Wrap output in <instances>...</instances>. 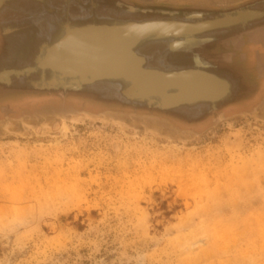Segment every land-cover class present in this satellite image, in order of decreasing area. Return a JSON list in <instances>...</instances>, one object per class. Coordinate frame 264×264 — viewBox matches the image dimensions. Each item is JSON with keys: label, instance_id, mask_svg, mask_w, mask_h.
Masks as SVG:
<instances>
[{"label": "rangeland", "instance_id": "1", "mask_svg": "<svg viewBox=\"0 0 264 264\" xmlns=\"http://www.w3.org/2000/svg\"><path fill=\"white\" fill-rule=\"evenodd\" d=\"M117 1L10 0L0 9L8 19L0 22V264H264V16L197 36L244 32L241 50L229 40L234 59L210 71L231 83L215 106L164 110L125 99L116 82L64 91L42 84L48 72L6 73L31 63L49 37L41 17L60 24L48 46L67 22L206 16L130 12ZM129 1L230 10L255 0ZM24 27L26 45L9 31ZM168 41L138 48L146 67L191 68L190 53L170 51ZM108 111L159 116L182 134L100 115Z\"/></svg>", "mask_w": 264, "mask_h": 264}, {"label": "bare ground", "instance_id": "2", "mask_svg": "<svg viewBox=\"0 0 264 264\" xmlns=\"http://www.w3.org/2000/svg\"><path fill=\"white\" fill-rule=\"evenodd\" d=\"M2 2L3 0H0V5ZM263 15L264 12L260 10H238L235 14L227 13L223 18L198 22H185L170 19L168 21L148 20L143 22L113 21L107 23V25L98 26L97 23H94V25L80 28H74L71 23H65L62 29L63 34L54 40L53 44L43 46L41 51L42 54H39L35 60V64L37 63L36 66H26L11 71L6 69L4 71H8L6 73L10 72L12 74L14 72H31L34 68L39 66L42 72L46 73L49 71L46 68L49 67L50 73L53 76L49 80H46V78L42 80L45 86L52 89L65 85L67 89L70 88L73 90L83 87V82H88L92 79L123 76L122 80L125 85L121 91L125 97L147 101L160 108L183 102H194L199 99L214 101L231 91V83L227 79L203 67L176 70L178 72L175 71L170 74V77H165L166 75H162L161 73H166V71L159 73L157 71L160 70L143 66V62L146 61V58L138 54V52L133 49V46L136 44V41L150 34L165 37L173 35L172 37L174 38H170L168 41L169 46L175 49L188 50V53L192 54L194 62L201 65L202 58H204V60L209 58L201 49L209 46L211 40L210 38L193 37L191 33L221 27L227 28L237 26L238 24L245 23L251 18L261 17ZM115 22L121 24L113 25L112 23ZM188 33L189 35H187ZM179 35H183V38H176ZM100 37L108 39L117 37L120 40L126 37V46L123 48L126 51V55L121 56L122 61L120 62L124 64L122 65L123 67L119 66L114 68L112 60H109L108 64H105L101 62L102 59H97L98 53H87L89 48H94V42ZM237 37H241V34L226 37L225 39L226 41L236 40ZM122 53L123 50L120 49V54ZM82 55L84 57H82ZM83 58L85 61H94L92 63L93 65L98 61L99 67L89 71H82L83 68L80 60H83ZM205 63L207 66H212L211 63L213 62ZM56 70L61 73H56ZM155 70L157 71L154 72ZM70 71L76 72L78 76H73L72 80H68L67 78L69 77L65 75L68 73L71 74ZM159 80L164 81L165 85H160ZM182 81L187 84L191 82L194 83L189 84L187 87H183V85H180ZM173 86H180L181 91H168V89ZM154 124L155 123H153V125Z\"/></svg>", "mask_w": 264, "mask_h": 264}, {"label": "water", "instance_id": "3", "mask_svg": "<svg viewBox=\"0 0 264 264\" xmlns=\"http://www.w3.org/2000/svg\"><path fill=\"white\" fill-rule=\"evenodd\" d=\"M7 1H10V0H3L2 4L0 5V9L3 7V5ZM117 3H118L119 6H126L127 9L130 12H136V11L159 12V13H167L169 15H173L175 13L182 12L184 14V17L187 18V19H189V18H200L205 13L204 9H196L194 14H190L191 13V8H188V7H185L183 9H174L171 6H166V5H161V6L141 5V4H138V3H133V2H131L129 0H118ZM261 17L251 18V19H249L248 21H246L243 24H246L248 22L254 21L256 19H260ZM116 22H123V21H116ZM116 22L112 23V24L113 25L121 24V23H116ZM125 24H126V22H125ZM90 25H94V24L84 25V27H87V26H90ZM97 25L100 26V25H105V24L101 23V24H97ZM73 26H74V28L83 27V26H75V25H73ZM127 27H129V26H127ZM221 28H223V27H221ZM215 29H218V28H215ZM211 30H214V29H211ZM211 30H204V31H201V32H194V33H191V36H193V37L196 36L197 37L198 35L206 33V32L211 31ZM62 34H63V32H62ZM187 35H189V33ZM172 36L165 37V36H161V35H155V34L152 35V34H150V35L142 37L141 39L136 41V44L133 46V49L136 52H138V54H140L142 56H145L146 61L143 62V66L146 67V64H147V61H148V57L146 55L142 54L141 52H139L138 48L140 46H145V44L150 43V42L153 43V42H160V41H168L170 38H174ZM117 37H119V36H117ZM117 37H112L110 39L102 38V37L97 38L98 40H96V42H94L95 43L94 48H89V51H87V53H89V54L90 53H93V54L98 53L97 59L98 60L102 59L101 62H104L105 64H108L109 60H112L113 64H114V68L124 65L123 63H120V62L122 61L121 56L122 55H126V51L123 48H124V46H126V40L127 39H126V37H124V38H121V40H120ZM176 38H183V35H179ZM120 49L123 50L122 54H120ZM169 49L172 52H185V53H188V50L175 49V48H172L171 46H169ZM82 57H84V56L82 55ZM80 61H81V66L83 68L82 71H89V70H93L94 68H98L99 67V64H98L97 60H96L97 62L95 61L96 63H94V65L92 64L94 61H85L84 58H83V60H80ZM194 63H195L196 67H204V65H200V64L198 65L197 62H194ZM36 64H35V66H36ZM46 69L49 70L47 72L50 73V68L47 67ZM156 71L157 70H155L154 72H156ZM38 72H42V70H41V68L39 66L37 68H34V70H32L31 72H27V71H25L23 73L14 72L13 74L15 76H17V77H20V76H30V75L36 74ZM55 72L56 73H61L58 70H56ZM157 72L161 73L162 71H157ZM174 72L175 71H172V72L166 71V73L163 72L161 74L162 75H166L165 77H167V76L170 77L171 76L170 74L174 73ZM176 72H178V71H176ZM43 73L46 74L45 72H43ZM70 73L71 74L68 73L67 75H65V76L69 77V78H67L68 80H72L73 76H78V74L76 72L70 71ZM179 74H181V73H179ZM52 76L53 75L51 74V77ZM122 78H123V76L111 77V78H108V77L96 78V79H92L91 81H88V82H83L84 84L82 86H84V85H92V84H96V83H102V84H107V85H110V86H114V85L109 84V83L110 82H116V83H120L124 87L125 83L122 80ZM159 83H160V85H165L164 81H162V80H159ZM191 83H194V82H191ZM191 83L187 84L186 82L182 81L180 83V85H183V87H187ZM201 83H202V81H201ZM42 84H44V83L42 82ZM117 86H119V85L117 84ZM202 86H204V85H202ZM62 87H63L64 91L70 89V88L67 89L65 85L62 86ZM79 88H81V87H79ZM169 90L178 92V91H181V87L180 86H173V87H170L168 89V91ZM229 94H230V91L227 94L221 96L220 98L215 99L214 101H211V100H208V99H199V100H196L194 102H183V103L175 104V105H172V106L163 107L161 109L168 110V109H173V108H177V107H181V106H193V105H197V104H200V103H212L213 106H215V104L217 102L225 99ZM121 95L125 99L130 100V101L148 103L147 101H140V100H135V99H130L128 97H125L123 95L122 91H121ZM148 105H150V106L152 105L154 108H160V107H158L156 105H153V104H149L148 103ZM100 115L110 116V117H113V118L121 120V121H128V122H130L131 127L141 128L142 126H146L147 130L155 132V133H163V134H165V133L169 132L171 134H176V133H181L182 134V131L180 129L176 128L170 121H168V120H166V119H164L162 117H159V116H148V115L144 116V115L125 113V112H116V111L103 112ZM153 123H155V124L153 125Z\"/></svg>", "mask_w": 264, "mask_h": 264}, {"label": "flooded vegetation", "instance_id": "4", "mask_svg": "<svg viewBox=\"0 0 264 264\" xmlns=\"http://www.w3.org/2000/svg\"><path fill=\"white\" fill-rule=\"evenodd\" d=\"M261 0H255L253 2H250L246 5H243V6H239V7H234L233 9H230V10H227L226 8H222V9H206L204 10L205 12V18L201 19V20H192V21H189V22H197V21H204V20H215L217 18H223L227 13H232V14H235L236 12H238V10H259L257 7H256V2H259ZM61 2L63 3H67L69 2V0H61ZM57 9L56 8H52L50 10V12H55ZM260 11H263L264 10H260ZM34 12L37 13V15L39 16H45L43 13L39 12L37 9H34ZM191 12H195V10H191ZM178 15V14H177ZM264 16V15H263ZM7 17V14H0V22H4L5 20H8L6 19ZM68 23V22H67ZM41 24L43 26V31L42 33H49V37L46 39V40H43L41 41L38 46H36V48L38 47L36 54H34V56L32 55H29V59L30 60L32 57H33V60L31 63H28L26 65H24L25 67L28 65V66H31L35 63V60L37 58V56L40 54V48L43 46V45H47V41H49L50 38H53L54 36V32L56 31L57 29V26L60 25V24H56L55 25V22L51 19H48V18H45V17H41ZM64 23H62L61 25H63ZM36 25V24H35ZM27 27H24V29H19L18 28H13L9 31H15L17 30V32H20V36L22 37L23 36V44H27L29 41V37H31V35L27 34ZM243 30H240L239 32H236V33H233V34H224V35H221V36H215V35H207V36H204V37H201V38H210L211 39V42L209 43V46L205 47V50H203L204 48L201 49V51L205 54H209L211 55L209 58H207V60H204V58H202L201 60V65H204L203 68H205L206 70L208 71H212V70H218L220 69V67L223 65V64H226L228 63L229 61H232V59H234V54L233 52H231L230 50H228L229 46H230V43H233V41H226V37H230V36H233V35H238V34H241V37L243 35ZM240 40V37H237L236 40ZM6 41V38H5V30L3 32H1L0 30V47L1 45L3 44V42ZM239 50H241V40H240V43H239ZM218 50V51H217ZM244 51V50H243ZM247 52V51H246ZM246 55H248L247 53H245ZM258 55H260V51L257 52ZM245 56L244 54H241L239 55V58ZM261 57V56H260ZM190 65H191V68H196L195 66V63H194V60L192 58V54H190ZM217 59L216 62H214L213 60ZM230 59V60H229ZM204 60V62H203ZM260 62V71H259V74L264 76V67L263 65H261V63H264V59L263 61L261 59H259ZM205 62H213L211 63L212 66H207V64ZM31 64V65H29ZM20 68H24L23 66L22 67H18V68H9V69H20ZM15 78V76H12V79H11V82L13 81V79ZM37 85V84H36Z\"/></svg>", "mask_w": 264, "mask_h": 264}]
</instances>
